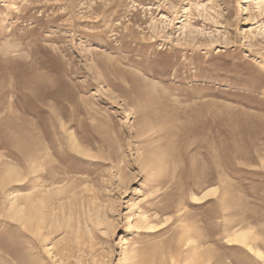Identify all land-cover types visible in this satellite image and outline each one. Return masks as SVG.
I'll use <instances>...</instances> for the list:
<instances>
[{"label": "rangeland", "instance_id": "1", "mask_svg": "<svg viewBox=\"0 0 264 264\" xmlns=\"http://www.w3.org/2000/svg\"><path fill=\"white\" fill-rule=\"evenodd\" d=\"M3 177L0 264H264V0H0Z\"/></svg>", "mask_w": 264, "mask_h": 264}, {"label": "bare ground", "instance_id": "2", "mask_svg": "<svg viewBox=\"0 0 264 264\" xmlns=\"http://www.w3.org/2000/svg\"><path fill=\"white\" fill-rule=\"evenodd\" d=\"M130 100V99H129ZM20 146V145H19ZM23 146V145H22ZM26 149V148H25ZM36 156V155H35ZM10 171V170H9ZM8 171V172H9ZM10 173H11V171H10ZM13 173V172H12ZM10 175V174H9ZM7 178V177H6ZM4 177H3V180H2V183L0 184V185H2L4 182H6V180L7 179H5V181H4ZM6 186V185H5ZM8 186V185H7ZM4 188V187H3ZM2 189V188H1ZM214 192V190H209V191H207L205 194H204V196L202 197V198H205V197H207L208 195H210L211 193H213ZM213 195V194H212ZM211 196V195H210ZM17 203V202H16ZM13 205H15V204H13ZM22 209V208H21ZM24 210V209H23ZM22 210V211H23ZM22 214V213H21ZM28 214V213H27ZM29 215V214H28ZM22 216V215H21ZM23 217V216H22ZM30 217V216H29ZM32 217H33V215H32ZM21 219V218H20ZM32 218H30V220H31ZM248 232H246V231H244L243 232V230H242V232L240 231L239 233H235V236H234V239L236 240V241H238V242H241V243H246V242H248L247 240H248ZM204 262V261H203Z\"/></svg>", "mask_w": 264, "mask_h": 264}]
</instances>
